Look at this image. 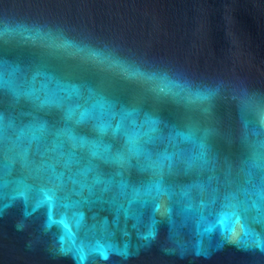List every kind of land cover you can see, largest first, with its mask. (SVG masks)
<instances>
[{"label":"water","instance_id":"obj_1","mask_svg":"<svg viewBox=\"0 0 264 264\" xmlns=\"http://www.w3.org/2000/svg\"><path fill=\"white\" fill-rule=\"evenodd\" d=\"M0 264H264V0H0Z\"/></svg>","mask_w":264,"mask_h":264}]
</instances>
